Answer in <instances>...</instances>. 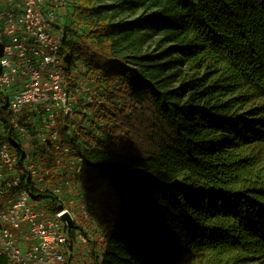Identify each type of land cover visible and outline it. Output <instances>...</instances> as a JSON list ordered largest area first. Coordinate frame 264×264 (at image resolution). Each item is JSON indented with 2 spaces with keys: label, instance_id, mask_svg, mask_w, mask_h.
Masks as SVG:
<instances>
[{
  "label": "trees",
  "instance_id": "obj_1",
  "mask_svg": "<svg viewBox=\"0 0 264 264\" xmlns=\"http://www.w3.org/2000/svg\"><path fill=\"white\" fill-rule=\"evenodd\" d=\"M72 15L64 69L103 78L114 133L87 150L59 123L91 191L121 205L97 264H264V0H75Z\"/></svg>",
  "mask_w": 264,
  "mask_h": 264
},
{
  "label": "built area",
  "instance_id": "obj_2",
  "mask_svg": "<svg viewBox=\"0 0 264 264\" xmlns=\"http://www.w3.org/2000/svg\"><path fill=\"white\" fill-rule=\"evenodd\" d=\"M74 4L0 0V257L8 264H85L80 250L90 254L96 236L101 262L112 209L121 206L110 186L91 191L82 158L59 128L87 150L114 137L103 116V78H89L78 58L76 83L64 69L60 12ZM10 131L21 156L11 149ZM42 147L51 162L40 158Z\"/></svg>",
  "mask_w": 264,
  "mask_h": 264
},
{
  "label": "rangeland",
  "instance_id": "obj_3",
  "mask_svg": "<svg viewBox=\"0 0 264 264\" xmlns=\"http://www.w3.org/2000/svg\"><path fill=\"white\" fill-rule=\"evenodd\" d=\"M65 19H66V21H65L66 22L65 23L66 26H69L71 23H73L72 12ZM29 111H31V109L28 107V108L25 109L23 114H25V113H27ZM96 237H97L96 241H94L93 242L94 244L92 243L93 245L91 244V246L89 248L90 254L85 255L87 252L86 251L84 252L83 251L84 249L80 250V251H82L81 258H82V260L84 261L85 264H97L96 256H97V251H98V243L97 242L99 241V236H96Z\"/></svg>",
  "mask_w": 264,
  "mask_h": 264
},
{
  "label": "crops",
  "instance_id": "obj_4",
  "mask_svg": "<svg viewBox=\"0 0 264 264\" xmlns=\"http://www.w3.org/2000/svg\"><path fill=\"white\" fill-rule=\"evenodd\" d=\"M71 12L70 11H68L67 9H63V10H61V12H60V23L63 25V26H66L65 25V21H66V17L67 16H69V14H70Z\"/></svg>",
  "mask_w": 264,
  "mask_h": 264
},
{
  "label": "clouds",
  "instance_id": "obj_5",
  "mask_svg": "<svg viewBox=\"0 0 264 264\" xmlns=\"http://www.w3.org/2000/svg\"><path fill=\"white\" fill-rule=\"evenodd\" d=\"M68 11L72 12V10H68ZM64 27L66 28V26H64Z\"/></svg>",
  "mask_w": 264,
  "mask_h": 264
}]
</instances>
